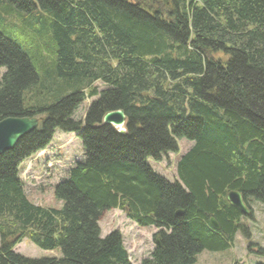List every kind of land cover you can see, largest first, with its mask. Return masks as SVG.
Returning <instances> with one entry per match:
<instances>
[{
    "label": "trees",
    "instance_id": "16d2710c",
    "mask_svg": "<svg viewBox=\"0 0 264 264\" xmlns=\"http://www.w3.org/2000/svg\"><path fill=\"white\" fill-rule=\"evenodd\" d=\"M5 21L34 35L36 51L0 29V120L44 117L0 155V264H133L119 231L102 235L112 209L158 229L140 264H196L239 231L264 257L227 199L237 190L249 208L264 204V0H0ZM39 61H50L43 78ZM117 109L125 133L103 122ZM57 129L76 133L86 156L55 186L61 208L31 201L20 176ZM181 138L194 144L172 182L148 158L179 151ZM26 237L62 256L17 253Z\"/></svg>",
    "mask_w": 264,
    "mask_h": 264
},
{
    "label": "rangeland",
    "instance_id": "374dc122",
    "mask_svg": "<svg viewBox=\"0 0 264 264\" xmlns=\"http://www.w3.org/2000/svg\"><path fill=\"white\" fill-rule=\"evenodd\" d=\"M0 29L4 31L5 35L12 37L20 44L25 45L31 40L25 48L31 54L36 49L33 47L36 37L34 35L30 37L29 32L21 25L5 21L3 25H0ZM36 65L40 77L43 78V69L50 65V61L47 64L39 61ZM4 72L5 68H1L0 78ZM95 85L99 90L105 87L101 81H97ZM95 98L87 97L76 111L75 118L84 120L86 112ZM36 101L33 99L30 102L36 103ZM37 117L43 118L44 115L40 114ZM193 144L194 142L189 139H178L179 151L164 155L161 161L149 157L148 162L157 173L174 182L178 179L177 163ZM85 158V148L77 134L57 129L50 144L33 157L26 159L20 167V176L24 181L29 199L42 206L61 208L63 201L56 198L55 186L68 177L70 168L77 161H82ZM249 204L250 213L245 215L241 222L250 228L252 241L264 246V204L256 200H250ZM100 226L103 236L112 231L121 233L133 264H140L141 260L150 256L156 248L155 234L158 229L152 226L137 225L120 209L107 211L100 220ZM14 250L19 254L33 258L62 256L60 249H42L28 237L18 243ZM262 262H264V257L249 251L244 231H239L231 247L223 250H203L198 254L196 264H259Z\"/></svg>",
    "mask_w": 264,
    "mask_h": 264
},
{
    "label": "water",
    "instance_id": "95a60500",
    "mask_svg": "<svg viewBox=\"0 0 264 264\" xmlns=\"http://www.w3.org/2000/svg\"><path fill=\"white\" fill-rule=\"evenodd\" d=\"M42 118L37 116H22V117H7L0 120V155L4 152L13 149L19 140L26 134L37 129L41 124ZM103 122L112 124L121 133H125L127 117L122 109L111 110L103 116ZM228 201L237 207L244 215L250 213V208L246 204L243 194L237 190H230L227 194ZM179 211V214H182ZM211 226L215 229H220L219 222L212 217L210 220ZM160 239H157L159 244Z\"/></svg>",
    "mask_w": 264,
    "mask_h": 264
}]
</instances>
